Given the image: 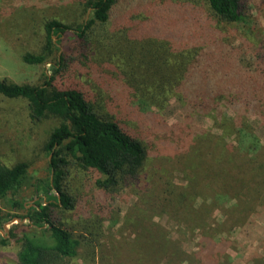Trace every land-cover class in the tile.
I'll return each mask as SVG.
<instances>
[{"label": "trees", "instance_id": "obj_1", "mask_svg": "<svg viewBox=\"0 0 264 264\" xmlns=\"http://www.w3.org/2000/svg\"><path fill=\"white\" fill-rule=\"evenodd\" d=\"M77 1L75 18L46 19L33 48L21 54L24 63L40 68L38 78L0 79V94L24 99L34 119L55 120L44 142L43 174L31 175L26 160L8 165L0 158V200L25 208L22 214L0 208V228L5 217L18 219L0 233L2 243L18 245L17 264H73L91 239L62 216L80 204L72 170L84 173L96 213L104 217V201L142 178L149 160L142 127L150 105L160 106L176 91L183 110L206 114L221 130L193 133L197 142L209 141L223 164V185L213 202L218 196L228 201L226 212L240 231L249 233L252 224L264 239V211L258 209L264 208V145L247 123L251 114L264 122V71L247 66L224 33L225 25L243 19L248 0ZM123 100L136 106L123 112L114 106ZM201 156L189 162L191 181ZM25 189L35 200L28 206L19 200ZM251 212L261 221L249 224ZM142 220L126 219L147 231L139 234L148 235L149 244L169 253V236L153 233L154 224ZM252 258L264 264L263 257Z\"/></svg>", "mask_w": 264, "mask_h": 264}, {"label": "rangeland", "instance_id": "obj_2", "mask_svg": "<svg viewBox=\"0 0 264 264\" xmlns=\"http://www.w3.org/2000/svg\"><path fill=\"white\" fill-rule=\"evenodd\" d=\"M77 8V0H0V79L18 83L37 79L40 68L24 63L21 54L33 48L46 19L75 18ZM224 31L228 40L240 48L244 63L264 71V0H248L243 19L225 25ZM82 76L87 79L86 74ZM177 93L169 94L160 106L150 105L153 112L147 113L142 127L149 150L142 178L136 186L104 201L107 206L104 217L96 213L98 208L91 201L84 173L72 170L80 204L62 216L69 226L87 232L91 239L81 245L73 264H253L254 256L264 259V239L256 235V227L251 224L261 218L251 212L249 233H242L234 215L226 212L228 201L218 196L216 204L213 202V196L223 185V164L215 161L219 154L213 156L214 148L208 147L209 141L199 143L193 139V133L221 130L206 114L183 110ZM123 102L114 106L123 112L128 105L136 106L134 101ZM225 112L232 114L230 109ZM247 118L250 132L264 145L262 117L251 114ZM54 124L51 117L34 119L24 99L0 94L2 161L12 165L26 160L31 175L43 174L42 165L48 155L43 154L44 142ZM199 147L197 155L202 154L201 161L191 181L188 175H193L194 170L189 162L196 158L193 151ZM256 154L259 156L262 151ZM32 182L30 178L29 183ZM29 194L25 189L19 196L21 205L33 204L35 200ZM0 208L10 214L25 212L24 206L14 205L9 198L0 200ZM258 209L264 211L262 206ZM126 219H143L145 225L151 221L153 233L162 232L171 239L169 253L160 252V244H149L148 235L139 234L147 231ZM17 220L5 217L0 233H7ZM17 251L18 245L13 241L0 240V264H17Z\"/></svg>", "mask_w": 264, "mask_h": 264}]
</instances>
